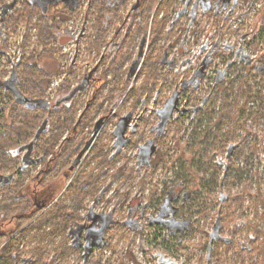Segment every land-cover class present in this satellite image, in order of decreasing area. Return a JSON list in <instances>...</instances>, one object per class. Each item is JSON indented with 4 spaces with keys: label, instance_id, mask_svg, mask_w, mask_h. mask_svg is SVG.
Wrapping results in <instances>:
<instances>
[{
    "label": "rangeland",
    "instance_id": "rangeland-1",
    "mask_svg": "<svg viewBox=\"0 0 264 264\" xmlns=\"http://www.w3.org/2000/svg\"><path fill=\"white\" fill-rule=\"evenodd\" d=\"M7 1L0 0L1 9L2 4ZM133 1L129 0L126 5L119 6V13L123 18H129L130 3ZM87 2L88 0H81L79 5L68 9L66 2L58 0L57 3L46 6L48 10L45 14L48 17L56 14L57 18L63 20V23H60L61 30L67 27L70 29L69 34L77 35L80 31V20H83L79 18L78 12L82 13L85 10ZM176 3L178 0H173V4ZM179 3L175 7L176 11L182 9L183 2ZM256 3L253 17L245 16V22L239 26V17H229L223 23L221 19L224 18H215L207 13L205 16L199 15L196 19L182 16L183 18H179L172 27L169 22L172 16L168 15L163 32L161 30L155 48L147 57L148 61L156 56L154 57L156 64L153 68L145 69L146 62L140 69L137 64L132 72H127L131 68L128 65L129 60L124 59L119 67L111 64L110 55L116 53L118 57L120 52L126 49L131 53L130 56L137 55L134 44L127 43L122 48L116 47L118 37L110 40V43L106 45H100L99 53L98 49L92 52L87 47L86 39L83 46L79 45L77 52L76 47L70 45L64 53L61 60L63 71L60 75L68 76L67 84L75 85L80 82L84 73L93 74L91 82L86 86L87 89L75 108L76 113L81 110L82 119L91 122L103 117L101 126L106 134L113 132L120 114L124 116L129 112L128 122L136 124L139 130L142 129L138 136L149 134H146L147 130L155 127L158 121L154 114L155 109L168 100H174L173 97L177 98L178 109L170 113V119L161 131L165 138L158 141L159 166L162 168L155 172L151 180L148 176L149 172H146V179L142 182L139 181V175L135 174L136 144L132 145L130 151L132 156L128 167H125L126 171L132 173L128 178H124L127 173L124 172L123 163L118 159L112 168L116 167L117 174L110 171L106 175L94 176L93 170L95 168L100 170L104 163L98 164L93 160L94 165L84 163L90 167L85 169L82 178L85 182L86 180L92 183L95 181L100 189L103 187L101 202L96 203L94 207L106 206L102 202L110 198L105 210L115 208L112 217L117 221L127 217L126 207L133 196L136 198L142 196L140 204H147L146 213H149L151 217L155 216L159 210L156 204V198L159 197L157 193H160L158 191L163 190L164 197L161 200H164L172 185L180 184L179 201L173 203L171 207H174V212L177 211V216L185 223V226L181 228L182 234L169 237L168 241L174 244L171 249L165 242L166 235L170 232L165 230L162 238L164 246L156 248L157 246L151 243L154 233L150 229L142 234L139 231H127L119 223L112 224L105 233L106 237L101 239L102 241L106 238V246L102 248L97 246L93 249L96 259L101 261L100 264H135L126 254L129 249L142 264H153L150 253L156 249L172 256L179 264H264V234L257 236V230L251 227L253 221L257 224L264 222V73L253 74V76L250 73L245 78L239 77L238 73L241 70H244V73L250 72L247 67L244 66L243 69L241 66H234L232 58L228 62L225 61L226 59L220 60L223 55L230 56L229 51L224 47L233 46L226 44L227 42L237 43L239 29L245 33L253 29L255 38L261 30H264V0H257ZM174 5L171 6V10ZM0 11L2 13H0V53H3V55L0 54V79H5L10 74V66L18 58L19 46L17 45L22 44L24 37L28 36L39 43L40 25L36 21L40 18V14L36 12L30 23L27 19H23L27 18L24 14L15 25L16 29L11 30V23L3 28L1 16L6 17V11ZM3 22H6V18ZM150 22L151 20L147 19L148 29ZM125 28L126 24L122 25L121 33L125 31ZM113 29L116 28L113 27ZM5 32L8 35L6 39H4ZM151 37L152 35L147 38L148 42L152 40ZM218 42L222 44L221 53L215 52V45ZM36 43L35 54L43 52L42 42ZM2 44L6 47H2ZM263 46L262 42L261 47ZM31 47L25 42L24 46L21 45L20 52L28 55L33 49ZM153 51L156 55L152 53ZM72 54L76 55L72 56ZM103 55L104 60L99 62ZM40 59L43 64L46 56L43 55ZM170 59L173 60L171 63H163ZM161 63L164 65L161 66ZM50 67L55 72V65ZM23 71L24 69H21L20 75L25 78ZM196 71L201 74H196ZM225 74L232 82L225 81L227 85L231 84L229 86L223 84L222 88L221 84L216 82H221ZM56 78L57 80L52 81L47 93L59 91L60 86L56 84L60 76ZM128 79H130L129 82ZM185 79L187 81L192 79L193 82H188L187 89L183 91L185 85L183 87L179 85L180 81ZM241 79L243 81L239 82ZM112 88L115 91L110 97L108 93ZM118 89L130 91V98L127 96V99L123 101L126 93L118 95ZM169 97L171 98L168 99ZM204 98H207V101L202 106V112L195 113L193 110L201 106ZM110 100H114L112 108L108 106ZM88 101L90 103L86 107ZM207 107L210 109L209 113H207ZM141 108L146 114L143 121L139 116ZM114 110L117 111V117L112 118L111 112ZM104 111H107L105 115ZM224 112L226 114H223ZM51 122L49 126L52 130L53 126H57L58 118H52ZM76 127L78 128V124ZM126 133L132 138H137L136 132L126 130ZM40 134L41 132L27 143L36 142ZM149 136L153 137L154 134ZM98 149L99 146L95 147L94 151L100 152ZM26 150L27 148L22 149V151ZM34 154L32 150L30 152L32 158ZM58 154L59 152H54L53 156ZM83 155L81 160L84 158ZM39 166L28 167V169L33 175ZM144 171L142 170L141 173ZM9 172L11 170L6 171L7 174H10ZM57 173V169H52L48 177L53 186L54 195L64 188V184L57 180L58 176L53 177ZM93 197L85 190L84 194L80 195V200L84 206H90ZM0 201L11 202L6 197L0 198ZM82 204L80 203L79 207L83 206ZM218 212L222 214V224L218 226L215 237L212 232L216 229L214 225L217 223ZM55 220L56 216L50 217L45 224L33 226L31 233L18 235L17 238L14 235L10 249L18 256V259L9 261L8 264H80L76 253L70 248L67 255L60 256L63 254V245L60 241L64 237V231L59 229ZM245 220L248 221V225H241L237 229L236 224ZM46 229L56 237L52 240V236L50 239L39 237ZM172 238H178V241H171ZM215 240L221 242H218L213 250L212 243ZM229 240L231 243L226 244ZM241 245H244L246 249L241 250ZM247 246H250L252 250L248 251ZM85 264L90 263L87 260Z\"/></svg>",
    "mask_w": 264,
    "mask_h": 264
},
{
    "label": "flooded vegetation",
    "instance_id": "flooded-vegetation-1",
    "mask_svg": "<svg viewBox=\"0 0 264 264\" xmlns=\"http://www.w3.org/2000/svg\"><path fill=\"white\" fill-rule=\"evenodd\" d=\"M37 0H8L7 3L2 4V11H6L5 16H1L2 19V25L3 28L8 24L11 23L12 29L15 30V25L18 23L11 22L10 18H8L9 15L13 14V10L15 8H20L23 3H33ZM66 2V5L69 7V9L76 7L79 5L81 0H61ZM111 3V10L114 11L115 0H107ZM123 1V2H122ZM135 1V0H134ZM257 0H178L179 2H183L182 9L176 11L175 8L178 3L174 5V8L171 13L169 12L170 18L169 22L172 25H175L177 20L179 18H183L182 16H189L190 18L196 19L199 15L205 16L207 13L211 14L212 17H221L224 19H221L223 23L226 22L225 19H228L229 17H239L238 26L242 22H245V16L250 15V17H253V13L255 11L254 7L257 6L256 3ZM5 2V1H4ZM39 2V1H38ZM117 2H121L120 4L126 2V4L129 2V0H117ZM159 2L158 0L155 3L154 9L150 13L149 18H133L134 14H138V4L137 7L131 2L130 7V16L129 18H122V21L120 22L118 19L121 18H103L102 20L105 22H110L111 27L108 32V36H106L104 42H100V40L96 43L97 46L90 47V43L94 42V39L96 40L97 34L95 33L93 29V24L96 25L97 19L100 18H94L90 13L87 12L88 6L90 4V0H88L86 4L85 10L79 14V18H83L80 25V31L77 33V35L69 34L70 29L67 27L60 29V31L57 33V36L54 40H50L47 42L48 48H53L52 55L49 57L46 56V61H44L43 66L45 67L47 71V77H46V85L44 90V99L51 103L55 100H60V103L63 105L62 107L69 109L68 112H61L60 117L62 120H65L63 124L60 126H53V129L51 130V127L49 125L52 124L51 118H47L44 125H39L38 127H34L31 130V138L37 137L36 135L41 132L39 135L37 141L32 143L24 142L20 147H15L11 151L13 152V155L15 156L14 160L10 162H2L0 165L6 167L2 168L0 170V198L6 197L7 199H11L10 195L8 194V191L10 188L13 187V191H15L14 188L18 187L20 184L21 191L28 193L31 202V207L29 210L36 209L37 212L35 215L23 226H21L16 232H14L8 239H6L1 245L0 248L9 240L14 238L18 235H24L27 232L31 233L32 229L35 227L36 224L43 225L48 220H50V216L45 215L43 216L47 211L51 212V207L54 204H59L57 211L54 215L56 216V220H59L60 222H57L59 225V229L64 231V237L60 241L63 245V254L60 256H65L68 253V248L72 249L73 252L76 253L80 264H85V262L88 260L90 264H100L101 261L97 260L95 257V252H93V249L97 246H100V248L106 246V238H104L102 241L101 239L105 236V233L108 231L110 226L115 223H119L127 231H139L144 234V231L147 229H150L154 233V239L151 241L152 245L157 246L156 248L162 247L163 244V235L164 231L167 230L170 233L166 235V244H169L170 248L173 249L174 244L170 243L168 241L170 236L176 235L180 236L182 234L181 228L185 226V223L182 219H180L177 216V211L174 212V207H171L173 203H176L179 201V188H181L180 184H174L172 185L169 193H167V196L164 200L163 199V190H159L157 193L159 194V197L156 198V204L159 206V210L156 213L155 216L151 217L149 213H146L147 210V204H140V197L136 198V196H133V198H130L128 201V207H126V218L122 219L121 221H117L115 218L112 217V215L115 213V208H108L105 210L107 204L110 202V198H107L102 203L106 206H102L100 208L94 207L96 203L101 202L100 198L103 196V187L100 189L96 186L95 181L92 183L91 181L86 180L85 186H81V181H85L83 174L85 169L87 167H90L87 164H95L93 160H95L96 163L103 162L102 168L99 170L98 168H95L93 170L94 176H97L98 174L106 175L110 171L115 172L116 167L112 169L114 166L115 161L118 159L123 163V169L124 172L127 173V175H124V178H128L132 173L125 170V167H128V162H130V157L132 156L130 154V151L132 149V145L136 144L137 150L135 151V157H136V163L134 165V171L136 175H139V181L141 182L146 179V172H149V179L151 180L154 176L155 172L162 168V166H159V147H158V141L160 139H164L165 135L161 134V131L163 128H165V124L163 127H159V122L161 121V118L164 116V111L168 110L171 106H173V109L171 110V114L175 112L178 109L177 106V98H174V100H168L165 104H163L161 107H157L155 109V115L157 118V123L155 127H150L146 132L149 134H154L153 137H150L149 134L147 135H140L138 136V133L142 131L138 129L136 124L128 122V118L130 117V112L126 115L122 116L121 114L118 116L119 120L116 123V127L113 128V132L106 134L105 129L101 126L103 123V117L102 119H98L97 121L91 122L83 120L81 115V110L76 113L77 109L75 108L78 106V102L80 101L81 95L86 91V86L89 85L91 82V78L93 74L87 72L84 73L80 79V82L74 84H67L68 83V76H62L60 75L62 73L61 68V60L64 56V53L66 50L70 47V45H74L75 51L79 49V45L84 44V40L86 42L87 47L90 48V50L93 52L96 49H98L99 53V46L100 45H106L107 43H110V40L114 39L115 37H118L116 40V47L122 48L124 44L127 45V43L136 45V53L135 57L133 55L130 56L131 53L127 51H121L120 55L117 57L116 53L110 55V63L121 66L123 63V60L126 61L129 60V67H131L127 72H132V69L135 68V66L138 64L139 69L143 66V64L148 63L149 60H152L153 63H156L154 61L156 56L149 59L147 61V57L151 50L155 48V45L157 43L158 37H156L155 41H153V38L150 42H148V37L150 38L151 34V25L153 23L154 13L157 8H159ZM49 3V1L47 2ZM171 4V5H172ZM180 4V3H179ZM172 5V6H173ZM199 11V12H198ZM74 12V11H72ZM163 10H160L158 12V16L162 17ZM181 12V13H180ZM225 12V14H224ZM1 13V11H0ZM2 14V13H1ZM6 18V22L4 23L3 20ZM14 19V18H12ZM11 19V20H12ZM147 19H150V26L148 29ZM163 19V18H158ZM14 21V20H13ZM217 21V20H215ZM145 22V24H143ZM140 23L141 26H145L143 36L135 39H131L130 33L135 28L136 24ZM117 24V25H115ZM126 24L125 31L121 33L122 25ZM119 25L118 29H113V27L116 28V26ZM245 26V25H243ZM74 27V26H73ZM239 37L236 44L227 42L226 44L233 45L232 47H228L227 45L224 47L227 51H229L230 56H222L220 60H224L228 62L231 61L230 58L234 61V66L238 67L241 66L244 69V66L247 67V70L250 72H243L244 70H241L238 73V76H242L243 78L247 77L252 74L261 75V73H264V46L261 47V43H264V30H261L258 35H256V38L254 37V30L251 29L247 31L246 33L243 32V30L239 29ZM1 33V32H0ZM112 33V35H111ZM119 33L120 38H119ZM256 33V32H255ZM4 39L8 38V35L6 32L4 33ZM258 37V38H257ZM63 38V40H62ZM25 39V38H24ZM24 39L22 41V44L18 43L19 46L17 48L18 51V58L16 59V62L13 63L12 66H10V74L5 79H0V116L8 114L12 110V102L17 98H15L11 92L15 89V77H13L14 69L17 68L19 65V62L21 61L22 56H30L35 51V41L32 40L33 38L26 37V41L28 44H30L33 48L31 49V53L28 55L23 54L21 45H25ZM87 39H91V41H87ZM4 42V40H3ZM35 42V43H34ZM39 44V43H36ZM2 47H6L4 44H2ZM6 49V48H2ZM222 50V44L218 42L215 45V52L221 53ZM80 52V51H79ZM154 55H156V52H152ZM3 55V53H0ZM58 54V56H56ZM76 54H72L74 56ZM101 55V54H100ZM165 56V55H164ZM102 58L99 60V62L104 60V55L101 56ZM104 57V58H103ZM162 57V56H161ZM166 57V56H165ZM59 59V61H58ZM173 60H169L167 62L163 63H171ZM161 63V66L164 65ZM232 64V63H231ZM55 65L56 69L55 72L51 70L50 66ZM196 74H201V72L196 71ZM57 76H60L59 81L57 82V86H60L59 91H56L54 93H47V91L50 90L51 84L53 83V80H57ZM263 78V76H262ZM130 79H128L129 82ZM228 82H232V80L225 74L221 82L217 81V84H221V87L223 88V84L226 86ZM241 79L239 82H242ZM186 82V83H184ZM188 82H193L191 79L190 81H187L186 79L184 81H180L181 87L185 85V88L183 91H185L188 86ZM64 83V84H63ZM177 87V85H176ZM198 87V86H197ZM4 91H7V93H3ZM3 93V94H2ZM123 93H126L124 95V99H127V96L130 98V91H118L117 94L121 95ZM9 94L11 98H9ZM108 95L111 97L113 96L112 93H108ZM135 95V94H134ZM133 95V96H134ZM178 93L176 94V96ZM180 96V95H179ZM169 97L168 99H170ZM23 99V98H22ZM207 98H204L202 101L201 106L195 107L196 112H202V106L206 104ZM89 101L86 102V107L89 105ZM114 104V100H110L109 105L110 108H112ZM143 108V107H142ZM139 110V116L140 120L143 121L144 117H146L145 112L143 109ZM165 108V110H163ZM228 110V109H227ZM206 112V111H205ZM210 112V109L207 107V113ZM104 115L107 113V111L103 112ZM113 115L112 118L117 117V111L114 110L111 112ZM182 114V113H180ZM223 114H226L224 112ZM228 114V111H227ZM63 115V116H61ZM170 119V115L168 117ZM167 119V120H168ZM1 123V122H0ZM78 124V128L76 125ZM80 127V129H79ZM57 128V131H56ZM127 132H136L137 138H132L130 134H127ZM139 130V131H138ZM166 132V131H165ZM105 134V136H104ZM147 136V137H145ZM76 138V140H74ZM107 140V141H105ZM33 141V140H32ZM143 141V143H141ZM99 146L98 151L95 152V147ZM23 148H27L26 151H22ZM56 150H52V149ZM86 149V151H85ZM33 150L34 157L30 155V152ZM52 150V151H51ZM151 150V152H149ZM29 152V154H28ZM54 152H59L58 155H54ZM85 152V153H84ZM148 153H150L148 155ZM83 155V159L81 160V156ZM87 163V164H84ZM38 169L34 172L32 175V172L28 169V167L37 166ZM163 165V163H162ZM52 169H57L58 173L54 174L53 177H57V180L64 184V188L62 191H60L58 194L54 195L53 186L51 185L50 179L48 177L51 174ZM11 170L9 172L10 174H7L6 171ZM89 170V169H88ZM142 170H145L143 173H141ZM141 173V174H140ZM116 174V172L114 173ZM73 177H75L73 179ZM136 177V176H135ZM45 178V179H44ZM8 179V180H7ZM73 179V181H72ZM34 182H33V181ZM58 183V182H57ZM181 183V182H180ZM59 185V183H58ZM107 186V184H105ZM55 186V184H54ZM156 189H159L156 187ZM88 191L93 195L92 204L90 206H84L80 200V195L84 194V191ZM156 192V190H155ZM3 195V196H2ZM183 199V197H181ZM112 199V198H111ZM161 200V204H160ZM169 200V201H168ZM112 202V200H111ZM171 202V203H170ZM82 204L83 206L79 207V204ZM241 225H248V221L238 222L236 224L237 229L240 228ZM34 226V227H33ZM33 227V228H32ZM251 227L256 229L257 231L264 230V222L261 221V224H257L253 221V224ZM30 228V229H29ZM29 229V230H28ZM48 229V228H47ZM44 231V234H40L39 237L44 238H51V233L48 230ZM183 230V229H182ZM160 231V232H159ZM258 236V233H257ZM56 235H53L51 240L54 239ZM106 237V236H105ZM178 238H172L171 241H178ZM256 243H258L256 241ZM57 244V243H54ZM105 244V245H104ZM248 247V251L252 248L250 246ZM129 249V248H128ZM246 249L244 245H241V250ZM147 252V251H146ZM135 264H142L139 262L137 257L132 253V250H128L126 253ZM15 255V254H14ZM150 257L153 259V264H179L172 256L166 255L163 251L160 249H156L153 252L150 253ZM18 256H16V259L14 261H17ZM126 259V258H125ZM92 262V263H91ZM208 262V261H207Z\"/></svg>",
    "mask_w": 264,
    "mask_h": 264
},
{
    "label": "trees",
    "instance_id": "trees-1",
    "mask_svg": "<svg viewBox=\"0 0 264 264\" xmlns=\"http://www.w3.org/2000/svg\"><path fill=\"white\" fill-rule=\"evenodd\" d=\"M39 1V2H38ZM49 1V3H47ZM58 0H37L33 3L25 2L22 4L20 8H15L13 10V14L9 15L10 21L16 22L22 19L25 14L28 23L32 20L33 16L36 15V12H39L40 18H37L36 23L40 25L39 28V43L42 42L43 52L38 54L32 53L30 56H22L21 61L17 68L14 69L13 77H15V89L11 94L18 99L12 102V110L5 115L0 116V164L2 162H10L14 160L15 156L11 151L15 147H20L24 142L29 141L31 138V130L34 127H38L39 125H44L47 118H58L57 126L63 124L65 122L60 117L61 112H68L69 109L62 107L63 105L60 103V100H55L51 103L47 102L44 99V90L46 85V77L47 71L43 64L40 62L41 57L43 55L50 56L52 55L53 48L47 47V42L50 40H54L57 36V33L60 31V23H63L62 19L57 18L54 14L52 17L46 16L45 12L48 10L46 6L51 3H57ZM158 0H135L133 4L137 7L138 4V14H134L133 18H149L150 13L154 9L155 3ZM173 1V0H172ZM171 0H160L159 8L154 13V20L151 25V34L153 41H155L156 37L161 34V30L165 27L166 21L168 20V12L171 11ZM123 2V1H122ZM115 8L114 11L111 10V3L107 0H90V4L88 6L87 12L90 13L94 18L97 19L96 25L93 24V29L97 34L96 40L91 42L90 47L97 46L96 43L100 40V42H104L106 36H108V32L110 30L111 24L109 21L105 22L103 18H121L118 19L120 22L122 21V15L119 13V6L126 5V2L120 4L117 0L114 1ZM67 6V5H66ZM69 9V7L67 6ZM163 10L162 17L158 16V12ZM71 12V11H70ZM14 18V19H12ZM163 18V19H158ZM12 19V20H11ZM14 20V21H13ZM145 24V22H143ZM159 27V28H157ZM119 28V25L116 26V29ZM144 29L145 26H141L140 23H137L135 28L131 31L130 36L131 39L137 40V38H141L144 40ZM143 31V32H142ZM61 32V31H60ZM26 37L24 38V42L26 41ZM156 63H153L152 60H149L146 68H153ZM118 65L117 67H119ZM21 69H24L23 76L20 75ZM123 91V89H118L117 91ZM115 89H110L109 93L114 92ZM3 93H7L4 91ZM2 93V94H3ZM9 98H11L9 94ZM23 98V99H22ZM5 166L0 165V170ZM117 174V172H116ZM33 181V180H32ZM34 182V181H33ZM86 182L81 181V186H85ZM21 184L14 188H10L8 194L11 197V202L3 203L0 201V245L8 239L16 230H18L21 226L29 222V220L35 215L37 210L34 208L29 210L32 206L28 193L21 191ZM225 202V201H224ZM59 204H54L51 207V212L47 211L43 216L48 214V216L53 217L57 211ZM56 222H60L57 220ZM222 224V214L218 212L217 223H215L214 227L218 228L219 225ZM30 229V228H29ZM28 229V230H29ZM255 229V228H254ZM256 230V229H255ZM258 234L263 233L262 231H257ZM17 238V236L15 237ZM13 239L7 241L0 248V264H8L9 261H14L16 259V255L11 252V245ZM221 242L220 240H215L212 243L213 250L215 246ZM226 242V241H225ZM231 243L229 240L226 244ZM229 246V245H228ZM208 250V247H206ZM218 254V253H217ZM259 254V253H258Z\"/></svg>",
    "mask_w": 264,
    "mask_h": 264
},
{
    "label": "water",
    "instance_id": "water-1",
    "mask_svg": "<svg viewBox=\"0 0 264 264\" xmlns=\"http://www.w3.org/2000/svg\"><path fill=\"white\" fill-rule=\"evenodd\" d=\"M172 109H173V106H171L168 110L164 111V116L161 118V121L159 122V127H160V126L163 127V125H164L165 122L167 121V119H168V117H169V115H170ZM163 110H165V108H164ZM149 152H151V150H149ZM149 154H150V153H148V155H149ZM7 180H8V179H7ZM216 231H217V228L215 229L214 232H212V233L214 234V236H215ZM215 237H216V236H215Z\"/></svg>",
    "mask_w": 264,
    "mask_h": 264
}]
</instances>
